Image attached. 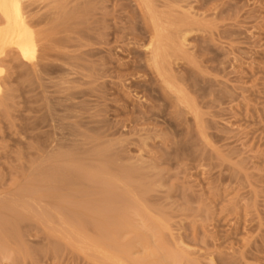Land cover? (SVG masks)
Here are the masks:
<instances>
[{
    "label": "rangeland",
    "instance_id": "374dc122",
    "mask_svg": "<svg viewBox=\"0 0 264 264\" xmlns=\"http://www.w3.org/2000/svg\"><path fill=\"white\" fill-rule=\"evenodd\" d=\"M24 1L40 53L1 59L0 264H264V0H148L184 32L173 91L145 0Z\"/></svg>",
    "mask_w": 264,
    "mask_h": 264
},
{
    "label": "bare ground",
    "instance_id": "6f19581e",
    "mask_svg": "<svg viewBox=\"0 0 264 264\" xmlns=\"http://www.w3.org/2000/svg\"><path fill=\"white\" fill-rule=\"evenodd\" d=\"M148 5L151 23L155 31L154 40L149 44L151 53V62L154 69L164 78V83L170 91H173L174 85L170 81L169 68L172 60L180 52L183 42L185 41L184 32L179 28H174L173 32L168 33L162 27L160 18L150 7L149 1L145 0ZM41 35L35 29V24L26 11L24 0H0V95L2 92L1 81L3 67L1 59L5 57L8 51L15 52L17 56L28 65L34 67L40 53ZM174 94L177 91L173 92ZM185 103V99H179ZM17 215L11 213L4 216L6 224H13ZM9 233L8 228L0 230V235L6 236ZM94 247L99 246L93 243ZM112 257L111 259H115Z\"/></svg>",
    "mask_w": 264,
    "mask_h": 264
}]
</instances>
